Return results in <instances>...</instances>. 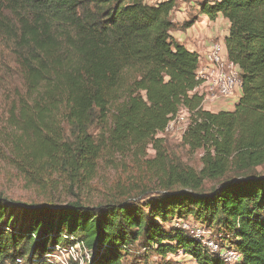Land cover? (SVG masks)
Returning <instances> with one entry per match:
<instances>
[{
    "label": "trees",
    "instance_id": "obj_1",
    "mask_svg": "<svg viewBox=\"0 0 264 264\" xmlns=\"http://www.w3.org/2000/svg\"><path fill=\"white\" fill-rule=\"evenodd\" d=\"M175 6L0 0V43L21 80L6 107L11 131L0 144L21 170L87 177L112 154L147 146L155 152L136 167V180L122 181L98 206L19 209L1 199L0 264H53L46 255L77 244L90 253L88 264H122L136 245L162 261L183 254L196 264H226L172 225L188 218L239 252V264H264V174L257 171L264 167V0L199 4L209 21L220 15L229 22L226 56L242 83L233 112L206 111L192 93L199 56L171 36ZM181 108L189 124L180 141L203 151L199 170L181 163L159 136ZM206 182L215 186L206 190Z\"/></svg>",
    "mask_w": 264,
    "mask_h": 264
},
{
    "label": "rangeland",
    "instance_id": "obj_2",
    "mask_svg": "<svg viewBox=\"0 0 264 264\" xmlns=\"http://www.w3.org/2000/svg\"><path fill=\"white\" fill-rule=\"evenodd\" d=\"M148 4L154 5L156 0H145ZM204 0H199L195 4H200ZM176 9L180 8L178 1ZM192 9V7L190 8ZM191 11V10H190ZM182 28V27H181ZM177 24L174 30H182ZM210 28V26H208ZM173 30V31H174ZM0 138L5 133L10 132L5 125V114L8 103L13 97L15 89L21 88V80L13 63V57L9 51L0 43ZM4 133V134H3ZM166 144L169 152L178 160L194 170H199L202 166V150L190 152L184 147L178 135H166ZM155 152L147 146L143 151L128 150L125 154H112L100 161L96 170L86 177H72L68 174L60 177L58 173L45 171L38 177L21 170L14 159L5 151V146L0 144V200H6L9 205L16 208H23L32 204H49L53 206L68 205L78 202L91 207L107 202L110 195L117 190L122 181L136 180L137 168L141 160L152 158ZM257 171L264 174V167ZM149 184L148 176L145 175L141 181L143 190ZM215 186L214 182H206L204 188L209 190ZM20 210L13 211L12 217L8 220L5 212V219L12 223L13 218H19ZM188 220H192L189 219ZM8 230V229H7ZM146 252L138 247H133L130 254L122 264H194L189 256L182 257L180 254L169 257L164 261L159 257L146 256ZM46 260L53 264H88L90 253L88 250L79 249L74 246H58L50 254L45 256ZM28 259L20 260L19 264H26Z\"/></svg>",
    "mask_w": 264,
    "mask_h": 264
},
{
    "label": "built area",
    "instance_id": "obj_3",
    "mask_svg": "<svg viewBox=\"0 0 264 264\" xmlns=\"http://www.w3.org/2000/svg\"><path fill=\"white\" fill-rule=\"evenodd\" d=\"M198 86L193 90L202 98V108H207L211 103L222 100H237L241 93L240 69L233 62L229 61L223 43L212 40L203 58L198 59L196 71ZM189 124V112L181 108L172 116L160 137L166 135L183 136ZM191 219V218H189ZM172 225L187 233V235L198 241L202 246L220 257L226 264H239L242 256L236 250L223 246L218 240V235L201 223L188 219H174ZM79 249L84 248L77 244ZM183 255V254H181ZM171 256L166 257L169 258Z\"/></svg>",
    "mask_w": 264,
    "mask_h": 264
},
{
    "label": "crops",
    "instance_id": "obj_4",
    "mask_svg": "<svg viewBox=\"0 0 264 264\" xmlns=\"http://www.w3.org/2000/svg\"><path fill=\"white\" fill-rule=\"evenodd\" d=\"M177 1L180 8H174L171 12L172 21L176 25L179 24L180 28L182 27V30H174L171 32V36L176 41L185 46L187 50L197 53L199 58L204 57L209 43L212 40L220 41L224 45L229 29V22L226 19L219 15L215 21H209L205 15L200 13L199 4H195L199 0H176V2ZM191 7L192 9H190ZM208 26H210V28H208ZM240 96L241 93H239L237 100L216 101L208 105L204 110L212 113H218L220 111L233 112ZM181 256L187 257V255ZM189 259L196 264L191 257H189Z\"/></svg>",
    "mask_w": 264,
    "mask_h": 264
}]
</instances>
